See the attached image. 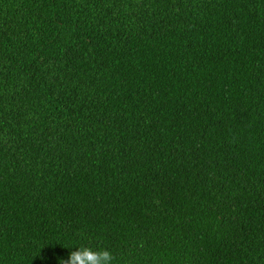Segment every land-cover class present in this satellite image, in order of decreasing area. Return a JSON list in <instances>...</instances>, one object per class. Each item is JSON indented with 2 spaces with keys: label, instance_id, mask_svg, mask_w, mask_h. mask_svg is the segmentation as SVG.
Returning <instances> with one entry per match:
<instances>
[{
  "label": "trees",
  "instance_id": "trees-1",
  "mask_svg": "<svg viewBox=\"0 0 264 264\" xmlns=\"http://www.w3.org/2000/svg\"><path fill=\"white\" fill-rule=\"evenodd\" d=\"M264 264V0H0V264Z\"/></svg>",
  "mask_w": 264,
  "mask_h": 264
},
{
  "label": "clouds",
  "instance_id": "clouds-1",
  "mask_svg": "<svg viewBox=\"0 0 264 264\" xmlns=\"http://www.w3.org/2000/svg\"><path fill=\"white\" fill-rule=\"evenodd\" d=\"M115 259L107 247L96 249L81 245L70 252L68 259H61L58 264H113Z\"/></svg>",
  "mask_w": 264,
  "mask_h": 264
}]
</instances>
